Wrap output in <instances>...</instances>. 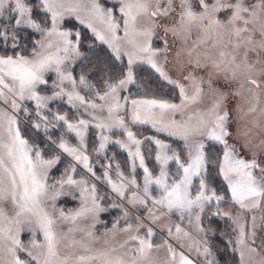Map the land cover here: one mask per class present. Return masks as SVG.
Here are the masks:
<instances>
[{
    "label": "snow or ice",
    "instance_id": "6c2138e0",
    "mask_svg": "<svg viewBox=\"0 0 264 264\" xmlns=\"http://www.w3.org/2000/svg\"><path fill=\"white\" fill-rule=\"evenodd\" d=\"M5 13L7 21L3 20ZM34 13H41L43 19H36ZM70 20L88 28L96 40L108 46L115 60L128 58L127 72L116 79L110 76L104 79L106 90L96 94L104 104L86 100L78 91L92 89L93 85L88 78L89 68L81 65L79 78L73 75L72 66L81 56L82 37L80 31L64 27L65 21ZM0 23L4 25L0 29V48L12 50L11 54L8 51L0 54V101L5 104L11 101L10 112L0 110V264H158L150 255L158 247L167 248L171 264H195L183 252L177 261V252L167 240L161 245L154 244L153 225L162 217L179 213L181 220L191 221L194 216L198 232L207 235L212 231L213 217L228 215L220 212L227 193L240 211H264V99L261 97L264 92V0H115L111 5L107 0H0ZM154 38L162 42V48L153 46ZM178 42L173 65L180 79L173 80L159 59L163 56L167 60V54ZM137 63L149 65L161 78L179 88L180 104L157 99L131 101L134 122L152 123L154 127L162 125L158 131L183 140L187 149V159L182 160L179 154L168 155L169 145L155 140L160 149L156 155L160 166L158 176L145 165L140 151L142 142L127 130L120 115L124 108L120 91L135 82L133 65ZM89 64L96 73L110 71L99 64ZM50 79L52 95H41L47 90L41 86H47ZM205 95L211 96L210 106L196 111L193 106L201 104ZM65 97L71 107L83 106L85 112L88 109L93 113L103 112L106 106L107 121L98 120L94 126L101 131L124 128L129 141L136 145L135 152L129 151V155L134 166L138 158L143 169L142 189L135 178L126 179L119 170L118 181H113L107 171L104 174L120 201L128 199L126 193L136 189L128 203L141 213L135 217L137 224L133 229L128 223L129 210L122 203L112 204L113 208H121L125 221L123 227L119 226V219L113 223L114 236L117 232L129 234L118 247L108 240L99 248L93 247L98 237L87 231L89 242L74 240L66 246L68 249L78 246L79 254L71 251L62 254L59 250L60 240L66 237L56 231L53 214L47 211L49 202L55 210L54 202L60 196H75L72 189L79 190L80 209L69 215L62 210L59 213L64 221L76 225L70 232H84L77 225L79 219L96 221L100 213L108 210L102 206L94 184L89 187L87 180L73 178L76 167L71 162L55 183H49L50 173L62 162L64 154L92 172L89 158L84 154L89 121H72L60 111L51 116L43 112L50 111V103ZM123 99L127 102L128 98ZM26 100L35 102L39 122L33 127L40 130L43 126L48 136L44 147L30 144L21 135L16 113L23 110L31 115L26 107H21V102ZM168 113L172 116L165 123ZM176 113L180 114V120L174 118ZM92 118L97 119L95 114ZM49 124L64 134L52 139L54 133L49 131ZM231 125L235 126L234 131ZM73 133L78 141L76 146L65 138ZM229 138L237 141L239 150L236 144L229 143ZM100 139V149H104L108 138L101 136ZM206 141L223 145L222 155L213 158L206 154ZM115 143L127 147L120 141ZM244 152L248 155H242ZM170 162L177 165V171L171 175ZM211 164L218 168L217 174L227 186L224 194L207 182ZM194 178H198L195 188ZM213 203L217 205L215 211L210 208ZM205 214L207 229L202 220ZM252 219L250 235L244 225L238 224L234 250L239 252L240 264H245L246 254L248 264H264V237H259L257 246L255 216ZM31 224L38 226L44 241L38 243L33 238L30 246H25L20 235L24 225ZM260 227L264 230V215ZM167 231L171 236L172 226ZM175 231L179 234L183 230L175 225ZM203 251L210 254L208 247ZM19 253H26L28 259L21 258Z\"/></svg>",
    "mask_w": 264,
    "mask_h": 264
},
{
    "label": "rangeland",
    "instance_id": "374dc122",
    "mask_svg": "<svg viewBox=\"0 0 264 264\" xmlns=\"http://www.w3.org/2000/svg\"><path fill=\"white\" fill-rule=\"evenodd\" d=\"M107 2L109 5H111L115 3V0H107ZM115 14L119 15L118 12H116ZM6 18H8L7 13H5L3 20H6ZM71 21L77 23L78 26L75 28L73 26H70L69 22ZM3 27H4L3 23H0V29H2ZM64 27L78 30L80 31L81 34L83 33V31L80 29L84 28L86 29V31L92 34V32L88 28L84 27L83 25H80L76 20L65 21ZM120 35L122 36L123 33L121 32ZM192 39L193 40L195 39V35H193ZM97 41L101 43L99 40ZM188 44L191 45L192 40H189ZM153 46L162 48L163 44L160 40H156L154 38ZM177 47H179V42L174 46L173 51L167 54L168 55L167 60H165L163 56H161L159 59V63L173 80L180 79L179 73L176 71L173 65V56L175 53V49ZM3 51L11 52V48H7V49L0 48V54H2ZM201 51H203V49H201ZM80 52H81V48H80ZM124 58L126 59L127 62L128 59L127 56H125ZM138 65H143V64H139V63L134 64L133 73L136 69V66ZM72 67H74V65ZM127 68L128 65L126 67V72H127ZM134 79H135V75H134ZM165 81L168 82L167 80ZM181 82L184 83L185 85L187 84L186 81H181ZM130 85L131 84H129L126 89L120 91V96H121L120 103L124 105V108L121 110L120 115L124 117L125 126L127 130L133 133L135 139L140 140L142 142L140 144V151L141 154L144 156L145 165L149 168L150 171L153 172L155 176H158L160 171V166L156 162V155L160 151V149L154 143L155 140H160L162 143L169 145L170 150L168 151V155L170 154L172 155L173 153H176L181 155L182 160H186L188 152L187 149H185L183 140L173 138L169 136L165 131L157 130L162 125L157 124L154 127L152 123H140V122H134L132 120L131 101L134 99L140 100V99H152V98L128 97L127 91L129 90ZM171 85L174 86L173 84ZM41 87L42 88L46 87L47 89L46 91L41 92V95H52L51 79L49 80V84L47 86H41ZM262 88H264V85H262ZM170 90L171 91L173 90L172 98L161 101L180 104L181 101L179 95V88L174 86V88L172 87L170 88ZM78 91H80V94L82 96H85L86 100L94 101L97 104L105 103L104 101H100L97 99V95H96L97 92L93 88L78 89ZM124 97L128 98L127 102L123 99ZM261 97L262 99H264V92L261 93ZM10 103L11 101H9L8 104H5L3 101H0V110H7L10 112L11 111ZM210 104H211V96L205 95L202 103L193 106V108H195L196 111H201L204 110L207 106H210ZM232 106H233L232 103H230L229 107L231 108ZM21 107L22 109L26 107L31 113V115H28L23 110L16 113L18 127L21 130V135L25 139H27L24 136V134H28V132L34 133L35 135H31V136L30 134H28L33 141L32 142L31 140H29L30 141L29 143L30 144L34 143L36 145L44 147L46 141L48 140V136L45 133L43 126L41 127L40 130H37L33 127L35 123L39 122L38 117H36L35 115V102L27 101V100L23 101L21 102ZM48 109H50V111L43 110V112L44 114H47L49 116H51V113L60 111L61 114L68 115L72 121L78 119H85L89 121V127L87 128L86 136H85L86 150L84 154L88 156L89 164L92 166V172H89L86 168L83 167L82 164L79 165L76 164L75 161H73L70 156L64 154V158L60 163L62 164V166H60V168L56 172L54 171L55 169L52 170V172L50 173L49 183L50 184L55 183V181L61 177V175L64 173L65 169L69 166V163L71 162V164L76 167V172L72 173L73 178L77 181L87 180L89 187H91V185L94 184L97 189L98 198H102L100 200L102 206L108 209L107 211L100 213L96 221H93L91 218L79 219L77 221V225H79L80 228H83L85 230L84 232H80V231L70 232L69 229L76 227V225H73L71 221H64L60 217L59 213L62 210L65 213V215H69L75 213L77 210L80 209V207L82 206V200L79 196V190L72 189V191L75 193V196L73 195L60 196L54 202L56 205L55 210L51 207L52 202H49L47 211L50 214H53V218L56 221L55 224L56 231L61 236L66 237L65 239H61L59 242L60 252L63 254L65 251H71L79 254L81 250L78 248V246H74L71 249H68L66 246L71 244L74 240L75 241L82 240L85 243L89 242L90 238L87 237L86 235L87 231H92L94 235L98 237V239L93 243V247L99 248L103 246L105 240H108L112 245L118 247L119 243L123 242V240L126 239L129 234L117 232L115 233L114 236V233L112 231L113 223L117 219H119L120 221L119 226L123 227L125 225V221L123 218V212L121 211V208H113L112 204L122 203L123 206L129 210L128 223L132 225L133 229H135L137 224L135 217L140 215L141 213L138 212L136 208H134L131 204L128 203V200L131 199L132 193L136 191V189L133 188L132 191L126 193L128 199L124 201H120V198L116 195V193L112 192L111 186L107 183L104 174L107 171L108 176L113 181H118L117 170H119V172L122 173L126 179L135 178L137 183L141 186L142 189L144 182L143 169L140 168L139 166V159L137 158L135 160V166H134L133 158L129 155V151L135 152L136 145L131 143V141H129L127 132L124 130V128L113 127L101 131L100 129L94 126L98 122V120L107 121L108 114H107L106 106L103 112L96 110L95 113H93L92 109H88L87 112H85L83 106H79L78 108L71 107L67 102V98L65 97L63 100H58L50 103ZM46 111L48 112L46 113ZM93 114H95L97 119L94 120L92 118ZM188 114L191 113L189 112ZM169 116H172V114L168 113L165 116L164 118L165 123H167ZM157 118L159 119V117ZM174 118L176 120H180L181 116L179 113H176ZM230 127L233 131L235 130L234 125H231ZM49 131L54 133L52 139H56L60 135L64 134L60 128H52L51 124H49ZM64 131H66V129ZM101 136L108 138V142L104 149H100ZM35 137H37V139ZM65 138L68 139L69 143L74 146L78 144V141L75 138L74 133L66 135ZM115 141H120L121 143L127 145V147L122 148L120 144L115 143ZM229 143L236 144L237 149L238 150L240 149V145L237 143L235 139L229 138ZM171 144L176 145L175 147L176 149L172 150ZM212 145H214V147L219 146L221 148H223V145L206 141V154L211 155L214 158L217 154H214L215 151L213 149H210ZM108 150L111 151L113 150L115 152L109 155L106 152ZM242 155H248V153L244 152L242 153ZM169 169L171 175L177 171V165L175 164V167L173 169L172 168ZM93 173H95V175H93ZM220 178L221 181H223L222 177ZM193 185L194 188L198 186V178H194ZM212 188H215L218 193L224 194L222 190L217 189L215 186L214 187L212 186ZM65 191L67 192L69 191V189L66 188ZM155 195L158 196L159 192H156ZM210 208L212 211H215L217 205L213 203L210 206ZM9 209H10V205H9ZM220 212L227 213L228 215L213 217L212 218L213 223L211 225L212 231L208 232L207 235H205V233L198 232L196 228L194 216L192 217L191 221H189L187 218L181 220L179 213H175L170 216H164L162 217V220L160 222L153 225V229L156 234L152 237V240L155 245H161L164 243L165 240H167L177 252V261L179 259V253L183 252L190 259H192L195 262V264H208L209 261H214L215 264H240L239 252L234 250L236 248L235 241L239 236L238 224L244 225L245 230L250 235L254 223L252 217L255 216L256 232L258 237L256 244L258 246L260 243L259 237H264V230H261L260 227L261 216L264 215V211H262L261 209H255L251 212L240 211L238 209V206H235L231 203V199L229 195L226 196V199L221 202ZM144 215H147V213L145 212ZM202 220H203V227L207 229L209 225H208V217L206 214L202 216ZM93 224L95 226L91 227ZM175 225H179L183 231L177 234L175 231ZM168 226H172L171 236L167 231ZM184 232L189 233V235L184 236L183 235ZM33 233H35V236H33ZM141 234H143V230H141ZM33 238H35L38 243H43L44 241L43 233L40 231L38 226H36L35 224L24 225V230L20 235V239L23 242V244L25 246H30V241ZM205 247L209 248L210 254L204 253L203 249ZM19 255L23 259H28L26 253H19ZM150 255L152 259L158 262V264H171L170 255L166 247L154 248V250ZM254 258L257 260L259 259L258 256H255ZM95 264H98V262H95ZM245 264H248L247 254L245 257Z\"/></svg>",
    "mask_w": 264,
    "mask_h": 264
},
{
    "label": "trees",
    "instance_id": "16d2710c",
    "mask_svg": "<svg viewBox=\"0 0 264 264\" xmlns=\"http://www.w3.org/2000/svg\"><path fill=\"white\" fill-rule=\"evenodd\" d=\"M36 19H43V15L41 13H34ZM8 18H6L7 21ZM70 26L74 28L78 26L74 21L69 22ZM83 31L81 34V56L77 59L74 64L73 75L79 78L81 74V65L89 68V81L93 85V89L97 93H102L106 89V85L104 84V79H107L109 76L113 79L117 77H122V74L126 73L127 62L123 57L122 60H115L112 56L111 50L108 48L106 44L99 43L95 37L86 31V29L81 28ZM35 38H39L36 36ZM12 51V50H11ZM11 53L10 51H8ZM25 54V53H24ZM99 64L101 67H107L110 69L107 73H96L94 70H91V66L89 64ZM135 82L131 84L129 90L127 91L128 97H138V98H152L157 100H166L171 99L173 96V90L170 88H174L171 84L166 82L163 78L160 77L159 73H157L154 69H152L149 65H138L134 71ZM48 111H46L47 113ZM28 134L35 135L34 133L28 132ZM28 134H24V136L29 140L32 139ZM37 139V137H35ZM35 140V139H33ZM30 142V141H29ZM33 142V141H32ZM172 150L176 149V145L171 144ZM178 147V145H177ZM180 148V146H179ZM210 149L215 151L214 154L222 155L223 148L212 145ZM107 154H112L115 151L108 150ZM109 152V153H108ZM106 154V155H107ZM171 155V154H170ZM62 166L60 164L55 168V172ZM175 163H170L169 168H174ZM218 168L215 167L214 164L208 166L207 171V182L210 187H216L219 190H222L225 193L226 184L221 181L220 176L217 174ZM54 173V172H53ZM230 193H227L226 196H229Z\"/></svg>",
    "mask_w": 264,
    "mask_h": 264
}]
</instances>
